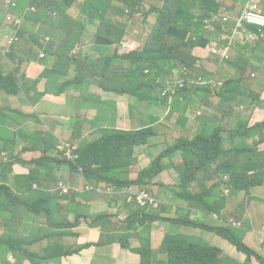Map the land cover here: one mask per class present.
Listing matches in <instances>:
<instances>
[{"label":"trees","instance_id":"1","mask_svg":"<svg viewBox=\"0 0 264 264\" xmlns=\"http://www.w3.org/2000/svg\"><path fill=\"white\" fill-rule=\"evenodd\" d=\"M18 1V0H17ZM77 0H31L29 5L23 4L9 11L12 14L21 17H34L32 6L37 10H44L49 18V23H42L41 34L32 35L36 39L35 43L24 39V30L20 29L18 35L20 39L10 46L7 55L20 66L26 59H35V49L41 48L40 53L48 51L54 52L56 61L51 69L50 77L56 80L59 87L58 93L42 92L38 87L37 81H23L17 77V70L4 73L0 69V91L7 94L23 93L29 104L25 108L28 113L31 108L37 112L39 110V102L52 101L60 103L67 93H76L86 88L97 87L101 92L118 93L121 95L132 94L142 100H149L154 103L159 100L165 102L173 95H183V110L177 119H173L177 128L188 130L182 138L176 139L172 145L163 146L164 153L158 155L148 167H141L137 151L143 145H152L155 138L165 139L166 143L174 140L175 136L172 131L165 134L161 133L164 125L159 129L157 126H148L142 128L121 129L116 124L106 121L102 117H98L97 121L106 125L102 135L91 142L80 144L74 141L73 153L75 159H68L62 154L61 145L67 141L66 137L71 136L72 132L64 136H57L56 143L52 146L47 142L40 141L39 150L45 152L52 151L55 155L44 154L34 159V165L40 166L37 176L33 177L32 170L20 172L18 175L21 180L27 183L36 181L38 176L45 172L48 178L39 184L44 189H50L54 198L49 200L47 205L43 197L36 196L34 193L29 194L32 197L31 202L13 196V191L17 188L19 191L25 189V183L19 181L16 186H6L8 190L7 200L10 204L23 203L29 209L36 210L37 217L27 215L25 220L33 225L40 233L42 228L49 225L62 229V235L57 232L40 234L37 239L23 242L19 239L23 258L30 264L49 263L55 257L48 254V249L55 246L60 247L61 253L57 258H63L67 252L76 254L77 248L68 251L64 244L66 227L76 228L81 219L89 220L84 212L76 210L74 216L67 218L66 208L60 207V204L67 202L61 195L65 182L63 181L64 173L62 169L49 172L51 169V160L62 163L63 166L69 167L74 171H78L82 180L88 181L90 187L77 192L78 195L86 198L91 193L94 198L89 200V206L95 209V215L89 226L98 228L97 218L100 223L110 222L116 214L109 212L111 206L105 200H98V196L112 198L115 195H109L100 191L106 186H116L119 188H130L133 191L149 190L153 186H165L166 196L161 204V211L158 215L147 212L145 208H141L134 196L133 202H129L125 207H119L116 212L123 211L128 214L126 220L127 228H121L122 245L130 246V236L128 230L136 229L138 237L144 236V230L140 232L137 224L146 226L149 222H154L155 226L150 229L152 234L158 227L163 226L166 221L176 222L181 225L184 221L181 217L170 218L175 212L171 211L172 204L166 203L169 200L177 199L184 205L188 206V210L184 212V216L191 218L193 209L196 212H205L207 215L215 214L217 218L223 220H241V214L247 213L251 209L252 201H261L254 188L264 185V119L254 122L246 121L250 112L255 105H259L260 97L255 95L250 87V76L253 67L257 66L259 58L257 52L264 48V39H260L255 44H248L247 40L240 42L234 28L237 20L231 29L225 30V18L239 19L250 1L256 2L264 12V0H84L78 15L95 17L101 19L99 26L94 21H83L78 18L76 22H70L67 16V10L74 7ZM61 2V3H60ZM59 14V18L53 16V12ZM143 14V21L151 24L150 32L139 50H131L126 53H120L119 49L114 54H103L102 46L122 44L127 34L135 29L133 20L136 15ZM215 16L213 17V15ZM40 15L37 14V16ZM7 17L6 12L0 13V19ZM56 19V21L54 20ZM212 18V22L208 23L206 19ZM90 19V17H89ZM89 24H96L97 30L94 33V40L90 44L84 45V33ZM213 26V28H208ZM208 29H210L208 31ZM255 25H248V30H258ZM220 33H228L232 36V50L229 59L220 60L219 55L213 54L208 45L216 35ZM44 34H46L44 36ZM44 36V37H43ZM83 40V42H82ZM80 47V48H79ZM79 48V49H78ZM96 53V57L92 53ZM6 54L5 50L0 48V55ZM204 59L209 63L211 60L217 64L227 66V73L222 76H216L215 70L207 72L196 67L198 60ZM264 60V58H262ZM180 66L185 67L189 72L196 69L201 73H194L186 81L183 89L170 91L167 97L162 96L164 88L167 86L165 79L161 83H157L160 77H165L173 73L175 69H180V75L183 76ZM199 70H198V69ZM148 70V72H146ZM125 72L122 77L120 73ZM218 74V73H217ZM204 76L207 80L212 77L216 78L213 83L200 84V77ZM224 84L218 89L219 82ZM172 86L173 83H170ZM86 92V91H85ZM85 99V98H84ZM248 99L249 111L243 117L241 113L236 114L239 121L236 124L229 120H224L218 115L223 112L228 116L233 113V105H240ZM97 103H104L101 99L92 97ZM232 100V101H231ZM231 101V102H230ZM211 106V108H210ZM178 108L177 102L173 101L171 106V117L173 118L175 110ZM189 108L196 112L202 109L200 119L205 122L210 130L197 129L190 130V117L188 115ZM38 118L37 114L34 115ZM78 116L73 117L77 120ZM94 120V119H93ZM43 131L46 132L43 123ZM229 132L233 144H223L224 133ZM42 135V133H40ZM73 134V137H77ZM240 137V141L239 140ZM168 154L174 160L182 162V167L173 174L163 175L169 179L163 183H152V181L161 174L163 170L162 158ZM33 161V159L31 160ZM25 162V161H23ZM11 166L14 162L10 163ZM82 168V170L80 169ZM152 183V184H151ZM106 185V186H105ZM31 186L29 187L30 190ZM94 189H99L95 191ZM28 190V191H29ZM26 191V193H28ZM76 193L75 190H69ZM149 192H151L149 190ZM124 195L125 194H119ZM157 196L156 192L152 193ZM56 200V203L53 201ZM168 200V201H169ZM76 202V198H74ZM3 197H0V203ZM6 203V201H4ZM134 206L131 212H127V208ZM80 203H76V208ZM59 208L60 218L64 224H51V208ZM127 207V208H126ZM75 208V206H74ZM8 209H12L9 207ZM99 214V215H98ZM212 217V216H211ZM47 218L48 220L44 219ZM61 221V222H62ZM219 222L218 219L199 220L191 218L187 221L190 226L202 227L201 230H214L224 238L229 239L237 248L248 255L256 256L264 262V257L257 253L246 241L238 234L239 229H232L231 226L213 225L212 222ZM33 222V223H32ZM25 223V222H24ZM169 223V222H168ZM45 224V225H44ZM95 224V225H94ZM204 224V225H203ZM28 225V224H23ZM213 225V226H211ZM66 226V227H65ZM133 234V233H132ZM9 241V240H7ZM144 242L141 248H132L138 255L144 259L153 262L154 250L152 245ZM10 242V241H9ZM38 244V247L33 244ZM142 242V241H141ZM32 246V249L28 247ZM6 252L10 249L6 245L0 246ZM1 249V248H0ZM44 252H46L44 254ZM222 254V249L204 242L198 237L191 236L183 242H172L168 245L167 251L162 252L156 261L157 264H218ZM38 257V258H37ZM1 262L4 264L5 255H0ZM20 262L19 264H24Z\"/></svg>","mask_w":264,"mask_h":264},{"label":"crops","instance_id":"2","mask_svg":"<svg viewBox=\"0 0 264 264\" xmlns=\"http://www.w3.org/2000/svg\"><path fill=\"white\" fill-rule=\"evenodd\" d=\"M61 1V0H55ZM23 2L25 4H23ZM31 0H18L19 5H29ZM254 3V1H250V3ZM84 0H77L75 5H82ZM256 3V2H255ZM1 5V12H6L7 17L4 16L0 19V39L6 38L13 33L17 32L14 29L12 23L8 21V15L12 14L9 11V8L5 4V0H0ZM75 5L74 7L67 10L68 14H75ZM81 9V6L79 7ZM40 15L37 16V14ZM34 17L36 18L26 17L24 25L22 29L24 30V39H27L31 42L29 47H32V43L36 42V39L32 38L33 35L41 34L42 23H49V18L46 16V12L44 10H33ZM82 14V12H81ZM42 22V23H41ZM46 34H44L45 36ZM43 36V37H44ZM91 41V40H90ZM90 41L84 40V45L90 44ZM83 42V40H82ZM107 47L108 50H113L114 46L116 45H104ZM117 47V46H116ZM120 45L117 47L119 49ZM80 48V47H79ZM78 48V49H79ZM41 48L37 46L35 49V58L40 53ZM103 54H108L103 52ZM257 57L259 58V62L257 66L253 67L251 76H250V87L251 90L255 95L260 97L259 105H255L250 112V116L246 121H250L251 123L260 119H264V48L257 52ZM40 62L43 63V67H39V65H35V69L40 71L41 81L38 80H31L37 81L38 87L42 90V92H49L53 94L58 93L59 87L56 84V80L50 77L51 69L53 68L56 56L52 51H45V56L39 59ZM200 63V60H198ZM19 68L23 67L22 65H18ZM0 69L7 73L9 72L4 56L0 55ZM217 74V70H215ZM227 73V71H226ZM30 81V82H31ZM44 84L49 90L45 88H41V85ZM86 91V92H85ZM92 91V92H90ZM104 93L105 95H109L111 93L108 92H101L97 87L93 88H86L83 91L79 90L76 93H67L61 100L60 103H54L52 101H43L39 102L41 112H37L36 110L32 109V112L29 111L28 113L25 111V108L29 106L25 95L21 92L17 95L14 94H4L0 92V179L4 181V183L0 186V197L2 195V190L7 189L6 186H16L18 184L12 185L6 183V181L11 177H18V174L22 172V170H16L15 166L17 164L22 165V161H31L32 156L39 152L38 145L40 141L47 142V145L52 146L56 143L57 136H64L73 131L75 127V131L73 134H77L78 136L75 138L73 134L69 137H66L67 140L71 139L74 141H79L80 144H84L87 142H91L93 140L98 139L105 129L108 127L100 122L97 121L98 117L104 118L108 121L112 116L116 117V125L119 126L121 129H132V128H142L145 126H157L158 129L162 126L161 133L165 134L169 131H172L175 134H181V130L177 128L175 122L170 121L173 119H177L182 110H183V95L180 94L174 98V101L177 102L178 108L174 112L173 118L171 117V112L169 109L166 108V102L164 100H159L157 102H150L149 100H142L133 96L132 94H125V95H116L118 98H123L124 104L123 109L120 106H117L112 100H102L99 95L96 93ZM95 96L97 99H101L105 101L104 103H97L95 100H92V97ZM85 98V99H84ZM130 98H136L139 101L141 109L138 110L139 113H136V108L133 105L128 104V100ZM232 101V100H231ZM230 101V102H231ZM64 104H67L71 108L70 115L66 116L65 120H61V117H57L55 115V111L62 109ZM103 104H107V107L102 109ZM239 108L245 109L247 108L249 111L248 99L245 102H242L238 105ZM258 107L261 110L258 116H254ZM211 108V106H210ZM126 109V112H125ZM202 109H198L196 111L197 118H198V129H204L206 131L210 130V127L200 119ZM37 114L38 118L34 115ZM242 114L243 117L246 115ZM231 115V114H230ZM78 116L77 120H73V117ZM33 117V118H32ZM94 119V120H93ZM239 121V119H237ZM43 123L45 124L46 132L43 134L39 126L43 127ZM54 124V126H53ZM66 129V130H65ZM93 133L94 137L90 140L89 136H86L89 133ZM42 133V135H40ZM88 140V141H85ZM90 140V141H89ZM171 141V140H170ZM162 143L161 138H155L153 140V144L150 145H143L141 148L138 149L137 154L139 156V165L141 167L148 166L151 163V159L158 155V151L163 150V146L160 144ZM172 145V144H170ZM30 151H34L30 156V159H22L23 154L28 153ZM14 162L13 165V172H7L5 170V166ZM23 166V165H22ZM62 171L64 173L63 181L67 185H71V190H75V192H79L85 188V180H82L79 172L70 169L69 167L63 166ZM49 172H53L54 170H48ZM165 172H171V170H164ZM48 178L45 172H42L38 178L37 182L40 184L41 180L44 182ZM167 181V180H165ZM164 184V183H163ZM17 189V188H16ZM156 192L157 196L161 197L163 200L166 196V187L164 186L161 189V186H153L151 187V193ZM25 194H27L25 192ZM89 200L93 199L94 196L89 193L87 195ZM170 198V196H169ZM168 198V200H169ZM127 198L124 195H115L111 201L112 204L110 205L111 208L113 206H121L125 207L129 202L126 200ZM98 200H105L108 203V199L102 196H98ZM166 203H171V211L175 213L171 215L170 218L179 217L183 214L186 210H188V206L178 202L177 199L169 200ZM262 202L261 201H252L251 209L247 211V213H243L246 215V220L250 217L256 219L257 212L256 207ZM110 203V202H109ZM108 203V205H109ZM63 204V203H61ZM134 206H138L136 203L135 205L131 203L130 207L127 208V212H131ZM65 213L67 218L74 216L71 214L70 210L75 209L78 210L79 208L84 209L82 212L86 213L89 217V220L81 219L79 225L76 228L66 227L65 237H64V244L65 247H73V249L77 248L76 254H71L70 256H64L63 258H55L47 264H51L56 260H59L61 264H67V261L71 260V264H157L156 261L161 256H157L155 259L154 254V261L150 262L140 255L137 258L132 259L131 255L133 254L129 247H125L122 245V241L124 239L120 238L123 232H121V228H127V224H115L111 220L110 222H104L103 224L100 223L98 220L102 219L100 217L97 218L98 228L89 226L88 223L92 222V218L95 215V209L82 207L81 205L76 208L74 207H65ZM162 209H160L161 211ZM192 214L198 213L200 215V220H206L207 217L212 219V217H216L215 214L207 215L205 212H196L193 209H189ZM159 211V212H160ZM147 212H149L147 210ZM151 213V212H150ZM159 214V213H158ZM157 214V215H158ZM99 215V214H98ZM242 215V214H241ZM240 215V216H241ZM212 216V217H211ZM128 218V214H127ZM242 218V216H241ZM243 219V218H242ZM236 221V220H230ZM241 221V220H237ZM169 222V223H168ZM242 222V221H241ZM64 224V223H63ZM94 224V225H95ZM155 226L154 222H149L146 226L142 224H137L136 227L140 228V232L144 230V236L138 237L137 235L133 238L130 236V246L133 248H141L143 246V242L146 238L154 250V253L157 252V248L159 247L160 243L163 241L164 238L170 237L173 238L174 241H180L179 237H172L169 236L167 233H179L183 226L176 222L166 221L163 226H156L158 227L152 234L149 233L150 229ZM264 226V220L260 227ZM202 227L196 226L194 228L185 229V234L189 237L195 236L207 242L209 244L215 245L218 244L220 249H222L221 256H227L229 260L233 261L235 264H264L261 260H259L256 256L249 257L245 253L235 249L231 244L227 243L225 240L218 238L222 237L218 234H213V236L208 239L206 237V233L208 231L201 230ZM261 228L254 231L250 228V223H247V226L243 228V230L239 229V231H244L242 235H240L244 241L248 243L250 247H252L255 251H260L262 255H264V233L260 232ZM111 232L115 238V242L109 243L108 239L106 238L107 233ZM132 234V230H128V235ZM118 238V239H117ZM251 238L253 241L251 242ZM121 239V240H119ZM133 240V241H132ZM31 241V240H30ZM119 241L120 244L117 242ZM125 241V240H124ZM142 241V242H141ZM170 242V243H172ZM168 243V244H170ZM113 244L112 247L110 245ZM122 246V247H121ZM168 246V245H167ZM9 251L6 252L2 247H0V255L3 257L5 255L4 264H8V256L10 254L13 255V246L9 245ZM68 250V248H67ZM167 251V248L164 252ZM162 254V252H158ZM14 262L13 264H19L20 262H25L24 264H30V262L23 260H16L15 256H13ZM45 264V263H44Z\"/></svg>","mask_w":264,"mask_h":264},{"label":"rangeland","instance_id":"3","mask_svg":"<svg viewBox=\"0 0 264 264\" xmlns=\"http://www.w3.org/2000/svg\"><path fill=\"white\" fill-rule=\"evenodd\" d=\"M149 1L153 2L152 0H149ZM80 6L81 5H78V7H77V4L75 5V8H74L75 9V14H68L67 13L69 21L70 22H76L78 18H81L83 21H87V22L88 21H94L99 26V24L101 23V19L95 18V17H91V16H87V15H83V14L78 15V10H79ZM1 9L2 8H1V5H0V11H1ZM53 16L59 18V14L56 11L53 12ZM89 17H90V19H89ZM143 18H144L143 14H138V15L135 16V18L133 20V24L135 26V29L133 30L132 33L127 34V36H126L128 39H130L132 47H133L134 50H139V49L142 48L143 43L146 40V38H147V36H148V34L150 32L151 24H147L146 22H144ZM54 20L56 21L55 18H54ZM235 21H236V19L235 18L233 19V16H232V18H229L228 20H226L225 23H224L225 30L231 29L234 26ZM97 25L96 24H89L87 26V29H86V31L84 33L83 40H87V41L94 40V33L97 30ZM208 28H209V24H208ZM209 30L210 29H208V31ZM228 35H229L228 33H220L217 38H216V35L213 36V38L211 39V41H210V43L208 45V49L214 54L213 51L216 48V43H218L220 41L221 42H227V43L232 42L230 40V38L228 37ZM27 39H29V38H27ZM92 44L93 45L95 44V40H94V43H92ZM218 47H220V46H218ZM101 50H102V52H105V53L114 54V52L116 50H118V49H117L116 46H114L113 50H108L106 46H102ZM8 52H9V50L6 52L5 55H3V53H2V55L4 56L6 67H7L8 71L10 72V71H13L15 68H17L18 64H17V62H15L13 59H11L7 55ZM44 54L45 53H39L34 60L26 59L25 62L23 63V67L18 68L17 77L20 79V82H23V81H26V80H29V81H31V80L41 81L42 80L41 79V75H40V71L38 69H35L34 66L35 65H39V67H43V63L40 62L39 59L44 57ZM92 55L94 57L97 56L95 52H93ZM218 55H220V53H218ZM196 67H198L201 70L204 69L207 72H211L213 70H217V72H218L217 76H222V75L226 74V71H227V66H224L223 64H217V63H215L214 60L213 61L211 60L209 63H207V62L204 61V59H202V60H200V63ZM179 68L183 69L184 67L180 66ZM184 71L188 72L186 69ZM201 72L202 71L198 72L196 69H194L191 73L193 75L194 73H201ZM124 73L125 72H121L120 73V77H122L124 75ZM41 88H45V89L49 90L47 87L44 86V84L41 85ZM90 92H92V91H90ZM1 93H4L5 95L7 94L5 92H1ZM93 93H96L97 95H99L102 100H112L114 103H116L117 106H120L121 109H123L124 104L126 103V102H123V98L116 97V95H120L118 93H115V94L111 93L109 95H105L104 93H97V92H93ZM128 104L129 105H133V107L136 108V113H139L138 110H140L141 107H140L138 99L130 98L128 100ZM106 107H107V104H103L102 109H104ZM38 108L41 109V106L39 105ZM232 108H233V113L231 115H229V118H228V116L224 115L223 112H218V115L220 117H222L224 120H229L231 123L236 124L238 122V120L236 118V114H238V113H241V114L248 113V109L247 108L241 109V108H239L238 105H233ZM191 109L192 108H189L188 115L190 117V127H191L190 130L193 132V131L198 129V118H197L196 112L191 111ZM30 111L32 112V110H30ZM125 112H126V109H125ZM54 113H55V115L57 117H61L60 118L61 120H65L66 116L70 115L71 108H70L69 105L64 104V107L62 109H59L58 111H55ZM259 113H261V110L258 107V109L256 110L254 116H258ZM108 121L110 123L115 124L116 123V117L112 116L110 119L108 118ZM53 126H54V124H53ZM145 127H147V126H145ZM39 129L44 134L43 127L39 126ZM182 132L183 133H181V134L180 133L179 134H175L174 135L175 139L171 140L169 143H166L165 139H161L162 143L164 144L165 147L170 145V144H174L176 139L182 138L185 135L184 133L188 132V130H183ZM86 136H89L90 140L95 138L94 134L92 132L87 134ZM85 141H88V140H85ZM238 141H240V137H239ZM233 142H234L233 140L231 141L229 132L224 133L223 144L231 145V144H233ZM72 144H73V141L71 139H68L65 143H63L61 145L62 154L57 155V156L58 157H63L64 155H66L67 152H71L72 149H73ZM42 145H44V142H42ZM164 152H165L164 149L162 151H158V155H160V154H162ZM32 153H34V151L33 152L30 151L28 153L23 154L22 159L23 160L24 159H30V156L32 155ZM46 153H48L49 155H55V153H53L52 151L45 152L43 150H39V152L35 153L31 157L33 159V161H25V162L22 161V163H23L22 165L23 166L20 165V164H17L15 166L16 170L20 171V170L23 169V167L27 168V165H29V167L27 169H23L22 172H27V171H29L31 169L33 177L37 176V174L40 171L41 167L38 166V165H34L36 163V161L34 159H36L38 157H41V156H43ZM157 156H155V157H153L151 159V163L154 161V159ZM50 163H51V169H53V170H57V169H60V168L63 167L62 163H59V162H57L55 160H51ZM162 164H163V170H171V172L170 173L169 172H165V173L162 172L161 174H159L152 181V183H156V184L164 183L165 180H169V179H166L163 175H166V174L171 175L175 171H178L183 165L182 162H178L177 160H174L173 157L169 156L168 154L163 156ZM146 167H148V166H145V168ZM4 168H5V170H7V172H9V171L13 172V166H11L10 164L6 165ZM80 169H82V168H80ZM19 181H23L25 183V189L22 192L19 191L18 189H15L13 191V196H15L17 198H21L23 196V199L28 200V202H31L32 197H30V196L32 195V193H34L36 196L43 197V200H44V202L47 205H49V200H52L54 198V196H52V191L50 189L42 188L39 185V183L34 180V178H33L32 182L27 183L25 180H21L20 176L18 175V177L9 178L6 181V183L15 185V184H18ZM3 183H4V181L2 179H0V186ZM30 186H31V188L29 190ZM90 186H91L90 183L88 181H86L84 189H87ZM163 187L164 186H161V189ZM91 189H92V187H90L89 190H91ZM102 189L103 188H101L100 191ZM254 189L257 190V194L262 200V202L256 207V212H257L256 219H253V217H250V218H248L246 220L245 219L246 215L242 214L241 215L242 218H243V219H241L242 226L233 227L231 225L232 221L223 220V219H220L219 222L213 221L212 224L216 225V227H218V226H222V227L231 226L232 229L239 228V229L243 230V228L247 226V223H250V228L253 229L254 231L260 229L261 228L260 225L262 223V220H264V185L257 186ZM94 190L98 191L99 189H94ZM149 190L151 191V187H149ZM149 190L144 189V191H141L139 193V195H138V198H139L138 205L141 208H145L146 210H148L152 214L157 215L159 213L160 209H161L160 207H161V204L163 202V199L161 197L153 196L152 193L149 192ZM7 191L8 190H2L1 191L2 192L1 197H3V202L0 203V246H2V245H6V246L12 245L13 246V255L10 254L8 256V260H9L8 264H13L12 263V262H14L13 256H15L16 260H20V259L23 258V252L21 251V247L24 248L25 244L19 245L18 244L19 243V239H21L25 243V242L30 241L32 238L33 239H37L40 234L50 233V232H57L58 233L57 235L60 236V235H62V229L61 228H56L54 226L49 225L47 228H42L41 232L39 233L33 226V225H37L36 223L32 222L33 224H30L27 220H25L27 215H33L36 218L37 217L36 210L29 209V207L24 205L23 203H16L14 205L10 204V202L6 199L7 196H9L7 194ZM26 191H28L27 194H25ZM119 191L120 192H128V189L127 188H119ZM105 192H107L110 195H112L113 189L112 188H107L105 190ZM29 194H31V195H29ZM61 195H63V198L66 199L67 202H63V204H60V207H63V208L64 207H74L77 202H79L82 207H85V208L89 207V199L87 197L83 198L82 196L78 195L77 193H72V192L70 193L69 190L67 192L61 191ZM74 198H76V202L74 201ZM111 199H112V196H109V198H108V203L110 202L109 206L112 204ZM126 200H127V202H131L130 201V197H128ZM147 200L149 201V204L147 203ZM4 201H6V203ZM53 202L56 203V200H54ZM9 207H12L11 211H10V209H8ZM119 207H121V206L117 205V206H113L112 208L109 209V212L114 213V215L116 214V216L112 217V219H110V220L112 222H114L115 224H119V225L120 224H126L127 215H125V213L123 211H121L119 213L116 212V209L119 208ZM58 209L59 208H56V207H52L51 208V216L49 218L51 224H63L64 223V220L62 221L61 218H60L61 214L59 213ZM83 210L84 209H82V208L78 209L79 212H82ZM70 212H71V214H74L76 212V210L75 209H71ZM179 217H181L183 219V221H184V224L182 225L183 226L182 230L179 233H170V232H168L167 234L169 236H172V237H179L180 241H178V242H183L188 237L185 234V231H186L185 229H189V228H194L195 229V227H196V226H190L187 223V221H191V218H193V219L199 220V223H203V220H200V215L198 213L192 214L191 218L185 217L184 213L181 214ZM213 218L216 219V217H213ZM44 219L48 220L47 218H44ZM23 224H28V225H23ZM213 225H211V226H213ZM243 232L244 231H239L238 234L242 235ZM260 232L264 233V226L261 228ZM132 233L133 234H129V236H131V238H133V237H135L137 235L136 234V229H134L132 231ZM213 234H215V231L214 230H210V231H208L206 233V237L208 239H210L213 236ZM106 238L109 240L108 241L109 243H112V242H115V238L116 237H114V235L111 232H108ZM120 238H122V236ZM218 238H221V239L225 240L227 243L231 244L235 249L239 250L237 248V246L235 244H233L229 239L224 238V237H218ZM7 240H9L10 242L7 241ZM119 240H121V239H119ZM173 240L174 239L170 238V237H166V238L163 239V241L160 243L159 247L156 250L157 252L154 253L155 254V259H156L157 256L161 255L158 252H164L166 250V248H168V246H167V245H169L168 243L172 242ZM252 241H253V238H251V242ZM117 243L120 244L119 241ZM145 243L147 245L149 244L148 241H145ZM33 246L38 247V244H35V242H34ZM112 246H113V244L110 245V247H112ZM214 246L220 247L216 243H215ZM28 248L32 249V246H29ZM67 248H68V251H71L73 247H67ZM132 248L133 247L129 246L130 251L133 253L131 255V258L135 259V258L138 257V254ZM45 253L46 252H44V254ZM60 253H61V248L60 247L55 248V246H52V248H51V246H50V248L48 249V254H52L56 258L58 257V255ZM257 253L262 255V253L260 251H258V250H257ZM70 255H71L70 252H67V253H65L64 256L66 257V256H70ZM262 256L264 257V255H262ZM219 258H220L221 261L218 264H235L233 261L229 260L227 256L223 257L220 254ZM0 264H2L1 258H0ZM45 264H47V263H45ZM51 264H61V263H60L59 260H56V261H54ZM67 264H71V260L67 261Z\"/></svg>","mask_w":264,"mask_h":264},{"label":"built area","instance_id":"4","mask_svg":"<svg viewBox=\"0 0 264 264\" xmlns=\"http://www.w3.org/2000/svg\"><path fill=\"white\" fill-rule=\"evenodd\" d=\"M5 4L8 8L10 7H17L18 6V1L17 0H5ZM260 6L257 3H249L248 7L244 10L243 15L239 18L236 19L237 23L236 26L234 28L235 33L238 35L240 42L243 43L247 40L248 44H255L257 43L260 39H264V12L259 8ZM32 9L34 10L35 8L32 7ZM215 16V14L213 15V17ZM212 18L206 19L205 21L208 20V23L212 22L211 20ZM8 20L10 22H12L15 26L20 27L23 24V17L20 16H14V15H9L8 16ZM225 20H228L227 18H225ZM248 25H255L258 26L259 29L258 30H248ZM209 28H213V26L209 27ZM228 37L230 38V40L232 41V36L228 35ZM19 40V36L17 34H13L9 37H7V39L5 41H1L0 40V48L4 49L5 52H7L8 50L10 51V46L11 44H13L15 41ZM220 46V47H218ZM232 42L227 43V42H218L216 43V48L214 49V54L220 53L219 57L220 60H224V59H229L230 58V51L232 50ZM131 50H134L131 44L130 39H126L122 44H120L119 47V52L120 53H126L129 52ZM45 56V54H44ZM186 68L184 67L182 69L183 72V76L180 75L181 70L178 69V71H175L174 74L172 75V77L170 79L167 80V85L168 87L163 91V96H166L170 93V91H174L176 89H183L186 86V81L189 80V77L191 76V72H185ZM146 72H148V70H146ZM216 74V73H215ZM217 76V74H216ZM216 78L212 77L210 80H207L204 76L200 77V84H206V83H213L215 81ZM170 83H173V85L171 86ZM223 82L220 81L219 82V86L218 89L223 86ZM169 103H171V99L169 101ZM73 150V149H72ZM68 159H75L76 155L73 153V151L71 152H67L65 155ZM82 170V169H81ZM107 188H112L113 189V193L112 195H119V194H125L127 195V198L130 197V201L132 202L134 199V196L136 195L135 199L137 200L138 203V195L141 191H133L130 188L128 189V192H120L119 191V187L116 186H106L103 187V189L101 190V192L109 194L107 192H105V190ZM63 191L67 192L68 188L66 186L63 187ZM110 195V194H109ZM147 203L149 204V201L147 200ZM231 225L233 227H237V226H242V222L241 221H232Z\"/></svg>","mask_w":264,"mask_h":264},{"label":"clouds","instance_id":"5","mask_svg":"<svg viewBox=\"0 0 264 264\" xmlns=\"http://www.w3.org/2000/svg\"><path fill=\"white\" fill-rule=\"evenodd\" d=\"M32 7L35 8L34 11L37 10V8H36L35 6H32ZM32 7H31V9H32ZM32 10H33V9H32ZM11 15L19 16V15H16V14H11ZM8 16H9V15H8ZM20 17H21V16H20ZM8 21H9V20H8ZM9 22H10V21H9ZM24 22H25V17H23V24H22L20 27H17V26H15L12 22H10V23H12V25L14 26V29L17 30V32H15V33H13V34H17V35H18L19 30L22 29V27H23V25H24ZM13 34H12V35H13ZM10 36H11V35H10ZM18 36H19V35H18ZM8 37H9V36H8ZM6 39H7V37H6V38H3L2 40L0 39V40H1V41H5ZM19 39H20V36H19ZM175 71H178V68L175 69V70L173 71L172 74L167 75V76H165V77H160V78L158 79L157 83H158V84L161 83L163 79H165V81H166V83H167V80L170 79V78L172 77V75L174 74ZM167 87H168V85L164 88V90H165ZM164 90H163V91H164ZM169 95H170V93H169L168 95H166V96H163V92H162V96H163V97H167V96H169ZM170 99H171V103H169ZM170 99H169L168 101H166V108L169 109V110H171V106H172V103H173V101H174V96L171 95V96H170ZM161 101H162V100H161ZM64 186H66V187L68 188V190H70V189L72 188L71 185H67L66 183H65Z\"/></svg>","mask_w":264,"mask_h":264}]
</instances>
